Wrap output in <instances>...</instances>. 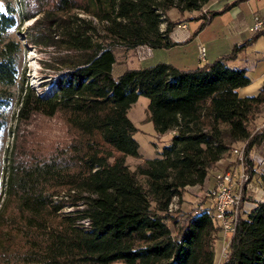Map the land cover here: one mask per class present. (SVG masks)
Returning a JSON list of instances; mask_svg holds the SVG:
<instances>
[{
	"label": "trees",
	"instance_id": "trees-1",
	"mask_svg": "<svg viewBox=\"0 0 264 264\" xmlns=\"http://www.w3.org/2000/svg\"><path fill=\"white\" fill-rule=\"evenodd\" d=\"M36 1L39 13L23 14L36 19L25 39L39 51L53 48L42 65L54 76L45 95L21 84L15 119L19 127L60 115L69 141L46 152H22L16 141L7 151L0 264H215L222 228L211 205L189 211L184 223L170 206L187 188L204 187L237 144L249 151L264 141V130H250L264 106V84L258 96L240 97L251 78L228 65L264 36V27L196 69L160 62L115 78L116 47L174 48L170 36L185 14L211 0ZM234 5L195 18L202 21L196 34ZM17 14L0 0V109L11 105L18 83L22 46L10 38ZM141 96L149 99L157 134H174L161 157L132 169L127 158L140 154L128 113ZM4 127L0 119V159ZM251 170L248 162L253 177ZM258 178L264 190V173ZM224 264H264V202L240 219Z\"/></svg>",
	"mask_w": 264,
	"mask_h": 264
},
{
	"label": "rangeland",
	"instance_id": "rangeland-1",
	"mask_svg": "<svg viewBox=\"0 0 264 264\" xmlns=\"http://www.w3.org/2000/svg\"><path fill=\"white\" fill-rule=\"evenodd\" d=\"M3 5H10L17 10V18L19 26L10 33V38L21 42L22 52L18 60V83L11 89L14 94V99L10 106L0 109V119L5 121V127L1 133L2 152L0 159V205L4 200L5 192V177L7 167V151L13 147L19 146L22 152L38 150L39 152H46L57 146L62 147L69 141L68 130L60 115L49 119L42 116L35 117L28 124H21L19 127L16 122V114L19 108L20 87L24 82H29L32 87L40 94L45 95L50 81L54 74L52 70L43 67L42 62H46L48 55L54 53L53 48L39 51L35 45L28 43L25 39V30L32 26L34 19L24 20L23 14H37L39 13V4L36 0H1ZM41 15H38L39 18ZM86 18L85 15H80ZM20 31V33H19ZM116 55V65L114 66L113 75L115 78L119 77L126 70L141 69L160 62L171 63L178 65L177 60L181 56L183 50L174 49L168 50H154V55L147 60L142 59L138 54L137 49L127 50L123 47H116L114 49ZM190 53L193 52L190 50ZM262 56V57H261ZM260 57L264 58V36L260 38ZM260 74L264 71V61H260ZM234 69H242L237 65ZM46 86V87H45ZM149 99L141 96L138 101L130 109L128 116L131 121L138 128V132L134 136L139 144L140 158L128 157L126 162L135 169L137 165L146 159L159 158L165 147L170 144L172 135L167 133L159 135L155 131L154 125L149 121ZM250 130L252 134H260L264 130V106L260 108L259 112L253 116L250 123ZM26 148V149H25ZM235 149H244V156L252 166L254 176L250 174L251 183L253 184V192H249L246 196V204L244 205L243 215L245 209L248 211L253 208L256 203L264 202V190L261 187L259 176L264 173V141L257 144L249 151L245 143H239ZM25 156V155H24ZM237 157L232 153L227 160H225L217 170H213L209 176L212 179L218 172L223 171L231 162H236ZM250 167V166H249ZM207 184L204 187L187 188L180 199L174 201V208L172 213L175 214L184 223L189 211L198 208L205 204L206 199L204 192L210 187ZM173 231L176 227L172 226ZM217 243V242H216ZM231 243V242H230ZM216 246V244H215ZM224 250V249H223ZM229 252V251H228Z\"/></svg>",
	"mask_w": 264,
	"mask_h": 264
},
{
	"label": "crops",
	"instance_id": "crops-1",
	"mask_svg": "<svg viewBox=\"0 0 264 264\" xmlns=\"http://www.w3.org/2000/svg\"><path fill=\"white\" fill-rule=\"evenodd\" d=\"M234 3L236 5L232 6L226 13L210 19L204 29L196 34L202 21H198L195 18L201 14L220 12L225 7L231 6ZM171 15L176 18L178 14L176 11H172ZM183 19L182 25L186 26V29L179 27L174 29L170 37L177 45L174 48L168 49V51L174 49L183 50L177 60L178 65L172 64L173 66L181 70L196 69L230 54L235 46L242 45L244 42L250 40L257 31L255 30V26L258 21H261L264 27V0H211L202 11L187 13ZM199 47L207 49L206 63H201L199 60ZM190 50L193 52L192 54ZM153 55L154 50H152L151 58ZM261 57L259 38L239 54L237 59L228 62V65L232 68L237 65L241 66L251 78L249 86L238 90V94L242 98L256 97L260 94L262 85L264 84V71L260 74V61L263 62L264 58ZM170 134L173 136L174 132H170ZM208 183L210 184L209 186L214 185V176L211 180L208 179ZM255 207L256 204L248 211L245 209L243 218H247ZM230 242L231 237L222 232L221 239L217 241L215 246V264H224L221 259L222 252L225 247L230 245Z\"/></svg>",
	"mask_w": 264,
	"mask_h": 264
},
{
	"label": "built area",
	"instance_id": "built-area-1",
	"mask_svg": "<svg viewBox=\"0 0 264 264\" xmlns=\"http://www.w3.org/2000/svg\"><path fill=\"white\" fill-rule=\"evenodd\" d=\"M179 28L186 29V26L180 25ZM263 23L258 21L255 30H261ZM138 54L142 59L147 60L152 56V49L146 46L137 48ZM199 60L201 63L207 62V49L199 47ZM237 157L236 165L226 171H220L214 176V185L210 186L205 192L206 201L214 209L215 217L222 228V232L231 237L235 234L236 228L242 217L246 196L253 192L254 187L251 183L250 173L248 172V161L244 156V149L233 151ZM177 199H175L176 201ZM174 203L170 206L172 212ZM85 227L89 226L88 220L80 222ZM229 246L222 252V261L225 263L228 259Z\"/></svg>",
	"mask_w": 264,
	"mask_h": 264
}]
</instances>
